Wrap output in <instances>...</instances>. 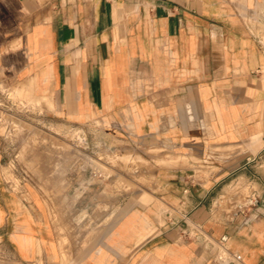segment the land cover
<instances>
[{"label": "crops", "instance_id": "obj_1", "mask_svg": "<svg viewBox=\"0 0 264 264\" xmlns=\"http://www.w3.org/2000/svg\"><path fill=\"white\" fill-rule=\"evenodd\" d=\"M263 12L264 0H0V85L34 87L63 132L91 125L111 149L158 150L152 180L67 246L39 185L7 183L0 139V264H264V45L251 24Z\"/></svg>", "mask_w": 264, "mask_h": 264}, {"label": "rangeland", "instance_id": "obj_2", "mask_svg": "<svg viewBox=\"0 0 264 264\" xmlns=\"http://www.w3.org/2000/svg\"><path fill=\"white\" fill-rule=\"evenodd\" d=\"M256 19L251 24L264 45V12ZM46 105L32 86L0 85L3 172L10 186H19L20 180L37 183L49 196L52 217L65 245L84 244L126 193L140 191L152 180L149 156L158 150L121 141L111 149L109 139L91 125H74L63 132L47 116ZM35 163L37 171L54 174L59 181L36 180V167H31ZM236 185L245 196L256 188ZM221 253L227 257L225 249Z\"/></svg>", "mask_w": 264, "mask_h": 264}, {"label": "built area", "instance_id": "obj_3", "mask_svg": "<svg viewBox=\"0 0 264 264\" xmlns=\"http://www.w3.org/2000/svg\"><path fill=\"white\" fill-rule=\"evenodd\" d=\"M183 232V234L186 236V237H188V238H190L191 236L189 235V233H187L185 230L184 231H182Z\"/></svg>", "mask_w": 264, "mask_h": 264}]
</instances>
